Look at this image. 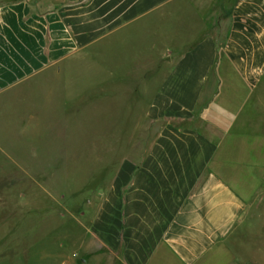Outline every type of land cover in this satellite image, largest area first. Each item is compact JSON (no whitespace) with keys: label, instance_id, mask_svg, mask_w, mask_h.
Returning a JSON list of instances; mask_svg holds the SVG:
<instances>
[{"label":"crops","instance_id":"1","mask_svg":"<svg viewBox=\"0 0 264 264\" xmlns=\"http://www.w3.org/2000/svg\"><path fill=\"white\" fill-rule=\"evenodd\" d=\"M48 2L0 5V99L87 86L96 54L155 132L98 189L83 264L264 262V0Z\"/></svg>","mask_w":264,"mask_h":264},{"label":"rangeland","instance_id":"2","mask_svg":"<svg viewBox=\"0 0 264 264\" xmlns=\"http://www.w3.org/2000/svg\"><path fill=\"white\" fill-rule=\"evenodd\" d=\"M89 65L87 86L67 92L47 76L37 100L28 91L25 101L0 99V264H83V245H97L98 189L155 134L145 116L149 102L120 100L136 87L104 85L92 68L96 54Z\"/></svg>","mask_w":264,"mask_h":264}]
</instances>
